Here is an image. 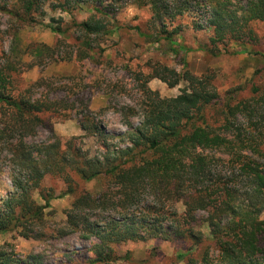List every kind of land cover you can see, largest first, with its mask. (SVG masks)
I'll use <instances>...</instances> for the list:
<instances>
[{
    "label": "trees",
    "instance_id": "obj_1",
    "mask_svg": "<svg viewBox=\"0 0 264 264\" xmlns=\"http://www.w3.org/2000/svg\"><path fill=\"white\" fill-rule=\"evenodd\" d=\"M45 1L0 0V13L30 22ZM129 2L150 9L151 21L164 34L182 72L155 64L150 74H135L141 99L123 109V122L130 131L118 137V144L87 106L78 120L84 136L63 142L50 130L48 144L27 143L44 126L45 115L76 109L53 98L72 88L67 84L47 77L27 83L22 77L37 65L72 60L61 55L64 39L55 48L38 45L37 63L9 56L0 61V146H6L15 167L13 189L0 204V236L18 232L27 240L74 234L83 240L96 238L91 264H121L123 257L115 251L118 246L154 239L179 247L173 264H264V90L254 87L248 96L220 94L211 76L199 77L188 69L190 50L175 38L182 27L167 29V21L185 14L198 19L204 10L206 26L213 32L212 45L250 42L254 38L251 24L264 23V0ZM64 4L60 2L62 8L72 5L74 10L94 4L97 16L101 15L75 25L90 48L89 38L106 31L108 13L103 1L65 0ZM53 31L65 34L61 27ZM240 52L248 51L241 48ZM92 59L84 49L78 61ZM153 79L171 88L182 81L187 86L179 95L163 98L148 87ZM98 90L108 96L127 92L120 83ZM134 117L141 119L137 127L131 122ZM88 137L97 139L102 155L84 149ZM47 177L63 182L65 191L60 196L42 186ZM93 181L101 185L95 194L84 187ZM63 196L73 197L71 207L66 220L51 228L46 210ZM96 213L116 217L94 221ZM5 247L0 246V264H20ZM124 259L130 260V254Z\"/></svg>",
    "mask_w": 264,
    "mask_h": 264
},
{
    "label": "rangeland",
    "instance_id": "obj_2",
    "mask_svg": "<svg viewBox=\"0 0 264 264\" xmlns=\"http://www.w3.org/2000/svg\"><path fill=\"white\" fill-rule=\"evenodd\" d=\"M101 1L102 8L105 7L108 13L104 16L106 31L89 38L90 48L84 44L88 42L87 38L75 25L89 20L92 15L101 18L94 11V4L74 10L72 5L65 8L60 6V2L64 4L65 0H46L42 10L34 13L30 22L17 21L14 17L0 13V61L9 56L14 61L37 63L34 55L38 45L46 44L55 48L63 39L61 55L72 57L70 61L37 65L22 74L27 83L47 77L72 87L69 91L53 94V98L62 99L76 107L59 115H45L44 126L37 130L36 136L27 138L28 144H48L52 137L50 130L63 142L72 137L84 136L78 120L85 106L97 114L96 118L102 129L114 138V144H118V137L130 131L123 122V109L135 106L141 99L140 85L135 80V74L148 75L155 64L182 72V66L171 55L164 41V34L151 21L152 13L149 8L133 6L129 4L130 0ZM201 15L197 19L193 14H185L174 22L167 21L169 32L179 26L183 29L175 38L190 50L186 55L190 72L199 77L211 76L214 87L222 95L230 91L232 94L248 96L254 87L264 90V23L251 24L254 38L250 42L238 44L228 40L214 46L210 42L213 32L206 26L204 10ZM196 24L201 25V28L197 29ZM59 27L65 31L64 35L53 31V28ZM157 36L161 38L159 43L155 42ZM241 48L248 52H240ZM84 49L90 51L92 60L78 61ZM117 83L124 86L127 92L108 96L98 90L99 86L106 89V85ZM186 86L187 83L182 81L171 88L159 79H153L148 84L152 91L158 92L163 98L179 95ZM131 122L137 127L141 119L134 117ZM84 149L92 155L104 153L94 137L84 139ZM14 169L6 146H0V204L7 200L13 189ZM42 186L54 189L56 196L65 191L63 182L50 177L45 179ZM84 187L94 194L101 189L100 183L96 181L87 183ZM72 201V196H63L51 202L52 208L46 210L47 222L51 228L66 220L65 213ZM111 217L116 216L112 213H96L93 220L105 221ZM262 219L264 220V214ZM97 243L96 238L83 240L78 234L64 238L48 236L43 241L24 239L18 232L0 236V246H6L20 260V264H91L94 258L93 247ZM178 249L174 243L154 239L148 242H128L118 246L115 251L123 257L121 264H173ZM128 253L130 260H125Z\"/></svg>",
    "mask_w": 264,
    "mask_h": 264
}]
</instances>
